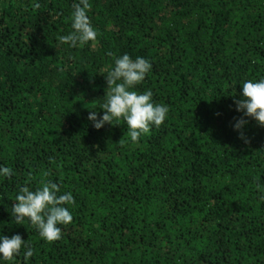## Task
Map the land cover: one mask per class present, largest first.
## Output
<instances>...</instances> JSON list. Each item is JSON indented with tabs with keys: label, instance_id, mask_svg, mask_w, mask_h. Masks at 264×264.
<instances>
[{
	"label": "trees",
	"instance_id": "1",
	"mask_svg": "<svg viewBox=\"0 0 264 264\" xmlns=\"http://www.w3.org/2000/svg\"><path fill=\"white\" fill-rule=\"evenodd\" d=\"M73 3L0 0V233L28 239L30 264H264V127L233 129L242 81L264 77V0H90L97 41L69 48ZM125 53L169 107L138 144L88 120ZM29 177L73 193L58 241L14 222Z\"/></svg>",
	"mask_w": 264,
	"mask_h": 264
},
{
	"label": "clouds",
	"instance_id": "2",
	"mask_svg": "<svg viewBox=\"0 0 264 264\" xmlns=\"http://www.w3.org/2000/svg\"><path fill=\"white\" fill-rule=\"evenodd\" d=\"M90 8V0H74L69 16L72 30L59 37L61 44L76 48L97 41L99 33L88 16ZM151 70V61L144 57L137 56L133 59L127 53L115 57L113 65L106 70L108 90L101 105L103 114L98 116V111L95 110L89 112L88 120L92 122V126L99 130L105 124L116 125L123 120L127 125L129 142L138 144L141 137L163 124L168 117L169 107L155 102L150 89L142 92L137 90V86L143 83ZM241 86L243 98L235 103L236 110L243 113V116L236 120L233 129L247 144L250 141L242 129L248 121L244 117H250L258 126L264 127V77L244 80ZM13 174L11 167L0 165V179L11 178ZM30 181L31 177L20 185L14 197L11 206L14 222L22 225L27 218L40 238L47 242L58 241L62 238L60 226L73 221L72 212L67 207L75 204L73 193L62 192L61 186L50 179L41 180L35 189L30 186ZM22 249L23 264H30V258L35 252L28 239H23L19 233L11 237L0 233V264H14Z\"/></svg>",
	"mask_w": 264,
	"mask_h": 264
}]
</instances>
